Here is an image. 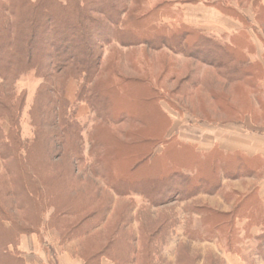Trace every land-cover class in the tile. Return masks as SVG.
I'll use <instances>...</instances> for the list:
<instances>
[{
	"label": "rangeland",
	"instance_id": "374dc122",
	"mask_svg": "<svg viewBox=\"0 0 264 264\" xmlns=\"http://www.w3.org/2000/svg\"><path fill=\"white\" fill-rule=\"evenodd\" d=\"M113 1L92 0L95 10L75 14L80 22L70 29L103 54L96 77L100 103L79 100L80 81L73 77L62 90L78 133L63 143L53 136L65 128L49 100L57 101L56 91L46 94L50 82L43 75L30 69L12 84L0 81L1 96L22 102L16 121L41 192L40 198L30 191L28 200L19 197L21 178L0 159L2 224L12 226L13 218L31 227L16 233L10 253L24 264L93 260L102 250L109 257L104 264H264L257 237L264 228L248 218L251 204L264 203V0H129L124 36L143 40L133 44L111 21ZM215 13L231 26L214 22ZM186 16H199L201 23H187ZM208 17L210 24H203ZM101 24L109 34H101ZM176 28L182 30L179 45L170 40ZM156 32L164 42L154 40ZM117 33L120 39H112ZM76 45L79 55L89 50ZM37 51L34 61L61 62ZM8 120H0L6 132ZM218 150L239 153L229 158L231 166L242 161L246 167L229 178L213 163ZM197 169L199 177L179 175ZM238 206L241 233L229 245L230 218L218 214ZM205 222L220 226L223 237L201 238Z\"/></svg>",
	"mask_w": 264,
	"mask_h": 264
},
{
	"label": "trees",
	"instance_id": "16d2710c",
	"mask_svg": "<svg viewBox=\"0 0 264 264\" xmlns=\"http://www.w3.org/2000/svg\"><path fill=\"white\" fill-rule=\"evenodd\" d=\"M114 1L112 5L113 11L110 13L115 14L114 17H111V21L116 24V30L119 32L121 31L120 36H122V39H128L131 43H139L142 39L133 37V35L130 34L124 36L123 32L125 31L126 19L122 15V11L126 9L129 0ZM7 3L8 4H3L2 0H0V81H2V83L12 84V82L17 81L30 69L35 70L39 73V75H43L46 82H50L49 87L46 89V94H50L53 89L56 91L57 101L54 102L51 98H49V100L52 104H56L58 112L56 111L54 115L59 117L60 123L64 126L65 130L55 132L53 136L56 137L57 140H61L63 143L67 140L71 132L78 133L81 130L80 125L73 119V117H70V103L62 91L68 79L73 77L80 81V89L78 91L79 100L86 102L90 106L100 103L99 93L97 92L96 87V77H98V74L102 69L101 59L103 54L100 51H97V53L95 51H91V42L82 34H73L72 36L70 33V29H77L78 23L80 22V18L76 17V15L78 14L81 16V13L84 12L85 9L89 12L94 11V3L92 0H10V2ZM14 10L16 12L11 13ZM7 12L11 13L12 16H8ZM83 16L84 14L82 17ZM32 24L34 25L32 26ZM98 27L103 29V33L100 32L101 34H109L106 30L105 24H101ZM185 27L188 28V26ZM181 31L182 30L180 28L174 29V34H172V39H170L173 44L174 42H177L176 44L179 45L175 38L180 35ZM198 31L201 32L200 30ZM120 36L119 33H117L114 37H112V39H120ZM165 38V35L161 36L158 32H156L154 36V40L160 42H164ZM97 41L101 42L103 40L99 38ZM215 42L219 43L217 39ZM80 43L89 49L86 53L80 52L82 55H79L76 50V44ZM142 43H144V45L148 44L145 42ZM210 44L212 43L210 42ZM215 46L218 45L216 44ZM33 48H35V51ZM36 49L38 50L37 52L40 53L39 56H41L43 50V52H47L52 59H57L61 62L51 67L50 63L45 66L38 61H34L32 57L38 56V54H36ZM45 68H47V70L51 73L46 71ZM244 74L245 75L243 76L250 75L247 71H245ZM240 80L241 79L238 81ZM7 94L3 93L2 96L0 95V120H5L6 117H8L10 125L7 132L4 126L0 125V159L4 162V166L6 168L12 166L17 171L13 172L8 170L10 173H18L19 180L21 178V184L19 182L18 185V192L20 191L21 193V196L19 197H23V199L28 197L27 195L30 191L32 198H40V186L36 183V180L32 178L30 163L28 161V156H26L30 147H27L25 142L22 141L19 124L18 121H16L22 109V102L18 104V96L17 99L15 98L14 100L9 93ZM11 95L14 97L16 96L13 92ZM54 110H56L55 107ZM40 135L41 132H38L37 140L40 139ZM212 152L213 150L210 153ZM218 152L219 153L216 155L217 159H215L213 163L224 172L227 171L226 175L229 178L232 177L234 169L240 170L246 167L241 161L236 167L232 168L229 158H240L239 153L235 152L231 156H225L223 151L218 150ZM30 154L31 153L29 151L28 155ZM72 154L74 159L80 158L78 152H72ZM205 158L207 159L208 157ZM193 168L194 167H192V169ZM199 173L200 171L198 169L195 173H193V171L186 172L181 170L179 175L186 179H192L193 177H197ZM215 180L213 181L216 185L215 189H220L221 184L218 180ZM199 189L200 188H197L191 192L196 195V192H198ZM247 198L249 197L247 196ZM247 198H245V202L247 201ZM23 199L20 198L18 200L21 206L25 203ZM256 203V206L252 204L250 205V214H252V216L248 215V218L252 219V217H255L258 224L264 228V203L261 199H258V202ZM238 210L239 206L234 208L232 212L218 214L222 217L228 218V220L230 218L228 221L229 227H231V229L236 233L232 232L229 234L226 240L228 244L232 240L230 239L231 236H240L241 233V227L238 225V222L240 221V216H237ZM6 214V208L3 207L0 200V262L3 264H24L23 258H19L18 256L10 253L9 246L13 245L15 242L16 233L30 231L31 227L18 224L13 218H10L12 226H4L2 224L3 221L1 220V217H6ZM249 225L250 223H247L243 226L250 227ZM194 235L195 234L192 233L190 234L191 237ZM223 235L224 232L221 230L220 226L211 225L207 222L204 223L202 231H199V236L201 238L210 237V239H221ZM257 237L263 241H260L258 244V252L260 255L264 256V229ZM230 248L231 246L228 248L229 251ZM105 253L106 250L100 251L97 255H95L93 260L82 259L83 264H91L90 262L92 261V264H104L103 259H109ZM132 255L133 260H137L140 255L139 250L134 245H132Z\"/></svg>",
	"mask_w": 264,
	"mask_h": 264
},
{
	"label": "crops",
	"instance_id": "0c3cea01",
	"mask_svg": "<svg viewBox=\"0 0 264 264\" xmlns=\"http://www.w3.org/2000/svg\"><path fill=\"white\" fill-rule=\"evenodd\" d=\"M212 16H213L214 22H216V20H217V21L221 22L220 24H222L223 26H227V27L229 26L230 23H228L229 20H228L227 17L222 16L221 14L220 15L219 14H216V13H215V15L212 14ZM186 17H187V20H186L187 23H190V24H200L201 23V20L199 19V16H186ZM210 22H211V18L210 17L205 18V19L204 18L202 19V23L205 24V25L206 24H210ZM230 26H231V24H230ZM230 31L232 33V30H230ZM194 139L196 140L198 138L196 137ZM202 139H203V141L205 139V132H204V130H203ZM213 143H216V142H213ZM223 146H225V145H223ZM63 261H65L66 264H83V262L82 261H79V260H74L73 261L72 259L71 260L66 259V260H63Z\"/></svg>",
	"mask_w": 264,
	"mask_h": 264
}]
</instances>
